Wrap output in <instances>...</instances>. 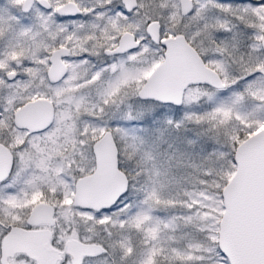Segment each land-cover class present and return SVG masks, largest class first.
Instances as JSON below:
<instances>
[{"label":"snow or ice","instance_id":"6c2138e0","mask_svg":"<svg viewBox=\"0 0 264 264\" xmlns=\"http://www.w3.org/2000/svg\"><path fill=\"white\" fill-rule=\"evenodd\" d=\"M0 264H264V0H0Z\"/></svg>","mask_w":264,"mask_h":264}]
</instances>
